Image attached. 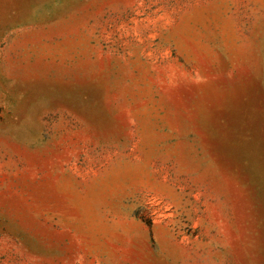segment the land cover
Returning a JSON list of instances; mask_svg holds the SVG:
<instances>
[{"label": "rangeland", "instance_id": "obj_1", "mask_svg": "<svg viewBox=\"0 0 264 264\" xmlns=\"http://www.w3.org/2000/svg\"><path fill=\"white\" fill-rule=\"evenodd\" d=\"M0 264H264V0H0Z\"/></svg>", "mask_w": 264, "mask_h": 264}]
</instances>
